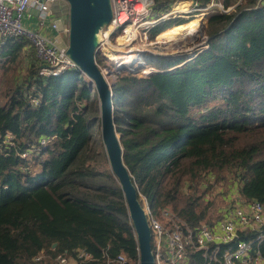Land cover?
<instances>
[{"label":"trees","instance_id":"trees-1","mask_svg":"<svg viewBox=\"0 0 264 264\" xmlns=\"http://www.w3.org/2000/svg\"><path fill=\"white\" fill-rule=\"evenodd\" d=\"M176 1L154 0L153 9L164 15ZM191 1L205 9L215 0ZM221 1L233 9L208 16L209 48L191 63L146 78L121 67L112 83L124 161L141 203L144 196L156 215L171 210L194 229L208 218L202 201L214 182L228 180L245 201L264 204V0ZM183 23L163 22L151 37ZM9 44L0 51V140L11 133L15 146L0 143V264H52L79 249L93 256L83 264H117L121 254L125 264H139L121 186L101 169L107 155L95 88L75 72L41 75L48 65L28 40ZM38 146L33 161L20 156ZM254 243L264 256V239ZM192 264H205L200 252Z\"/></svg>","mask_w":264,"mask_h":264},{"label":"built area","instance_id":"built-area-1","mask_svg":"<svg viewBox=\"0 0 264 264\" xmlns=\"http://www.w3.org/2000/svg\"><path fill=\"white\" fill-rule=\"evenodd\" d=\"M57 0H0V41L26 39L35 48L37 56L48 67L41 70L43 76H55L57 72L76 68V64L67 55V46L57 38H48L40 33L27 29L23 19L31 7L39 12L41 23L44 25L52 15L51 6ZM143 1L141 10L136 8L137 3ZM154 0H111L113 8L112 25L114 29L122 27L120 16L126 13L127 21L138 24V19L152 10ZM212 4L208 9L212 8ZM208 9H203L207 11ZM52 29L59 31L57 22L52 23ZM110 31L112 29H109ZM102 46V45H100ZM78 72H81L77 68ZM38 104V103H37ZM14 136L8 133L0 143L14 147ZM48 140L42 139L41 146ZM1 148V144H0ZM33 148V147H31ZM26 149L20 156L26 158ZM40 148V146H39ZM31 152V151H30ZM145 212L152 233V247L155 264H186L192 263L194 253L200 252L205 264H264V256L255 249L254 242L264 239V204L259 202L234 203L226 207L221 218L214 224L202 223L196 229L191 228L177 214L171 210H164L163 217L167 223L156 215L147 202ZM161 216V217H162ZM260 231V235L253 241L240 238V234L247 231ZM39 256L35 259L39 262ZM93 259V256L79 249L76 257L61 254L56 258V264H83ZM127 258L124 254L117 257L114 262L125 264Z\"/></svg>","mask_w":264,"mask_h":264},{"label":"rangeland","instance_id":"rangeland-1","mask_svg":"<svg viewBox=\"0 0 264 264\" xmlns=\"http://www.w3.org/2000/svg\"><path fill=\"white\" fill-rule=\"evenodd\" d=\"M59 1L61 0H58V2ZM188 2H191V0L190 1H185V0L176 1L172 5L168 13H165L163 15L162 13L155 11L153 9V6H154V1H153L152 10H150L147 15L140 17L138 19L137 25H134L133 21L124 22V24H122V27L118 29L113 28L110 31L109 27L112 25L111 23L108 27L104 29L103 33L101 34L102 39H101L100 45L102 46H100L98 50L97 57L102 58L101 59L102 60L101 69L107 75L111 87L117 75L120 74L119 69L121 67L129 66L131 70L138 75L139 78H146V77H149L151 74L157 72L158 69L162 68V66H164L166 70H173V68L177 66L182 67L185 64L191 63V61L196 58V55L198 53L204 50H207L209 48L208 37L205 34L206 29H207L208 16L217 11H225V13H229L230 11H232L233 7L228 10H225L222 4V1L215 0L212 3L214 5L212 8L208 9L212 4L209 5L207 8H205V9H208L207 11L203 9H197L195 6H192V8L188 6L189 11H187L186 6L189 4ZM173 10L175 12L181 11L182 13L181 14L178 13L177 15L175 14L171 15V12H173ZM178 18H181V20L184 21L182 25H179V24H177L178 26L174 25L176 27H173L170 30H168L169 28L159 30V32H156L151 37L150 33L157 25L163 22H166L169 20H175ZM199 19L201 20V25H198L199 27L198 26L196 27L197 31L194 32L195 34L194 33L186 34L185 37L182 36V37L175 38L176 40L172 39L173 41L172 40L170 41L172 43L167 42V44H170L171 46L165 44L166 46L163 45L162 49L156 48L157 46L156 43L158 41H161V39L164 37L165 34H167L168 31H169L168 33H172L173 31H176L186 26L187 24L194 22L195 20H199ZM131 26H133L132 30L134 32L131 34H134V36L131 40H128L127 37L129 36V30H130L129 27ZM174 28L176 30H174ZM165 30H168V31H165ZM163 31H165L163 34L156 37L157 33H160ZM193 36L197 39V41L196 40L194 42L192 41L194 40ZM123 40L124 42H126L125 45L124 44L121 45V42H123ZM68 41H69V33L66 32V36L64 38V42H65L64 46L68 47ZM175 42L176 44L177 43H180V44L178 48L173 49V47L176 45ZM4 45H7V46H4ZM10 45L11 44H3V47H4L3 49L10 47ZM132 56H136V57L133 59ZM164 58L167 59L168 65L166 62L164 63L163 61ZM181 61H182V64H178ZM67 72H75V73L81 74V76L85 77L87 81L90 83V85L93 87V84L90 81V79H88L84 73L78 72L77 67L62 70V71L57 72V75L55 76H47V77L58 78V77H62ZM27 73L28 72L26 70L21 72L22 76H25ZM39 102H40L39 99H34V98L32 99V103L35 105ZM114 109H115V106H114ZM95 135L99 136L98 131L95 132ZM96 136H95V144H98L99 139ZM55 138L56 136L53 137V139ZM41 145L42 144L40 142V146ZM101 149L99 150L101 151ZM41 151H42V148H39V146L33 147L28 151V156L25 159H30L29 161H33L34 156L37 157ZM31 165L33 167H36L33 162H31ZM38 169H41V168H38ZM101 169L103 170L111 169L108 158H107V161L103 160ZM214 179L211 178V181H214ZM231 186L232 185L231 183L228 182V180L214 182L213 189L210 191V193L208 195L203 196L204 199L207 201L206 203L202 201L203 205L209 206L208 218L204 222L214 224L218 219L221 218L224 209L231 204L242 203L244 205L245 200L241 196L238 195L237 188L235 186H232L231 188ZM142 199H143L142 200L143 207H145L146 205H148L147 204L148 201L144 196H142ZM162 215H163V212L159 213L157 216L162 220L163 223L166 224L167 219L163 217ZM52 264H56V261H54ZM186 264H192V263L188 262Z\"/></svg>","mask_w":264,"mask_h":264},{"label":"water","instance_id":"water-1","mask_svg":"<svg viewBox=\"0 0 264 264\" xmlns=\"http://www.w3.org/2000/svg\"><path fill=\"white\" fill-rule=\"evenodd\" d=\"M66 19L57 22L60 32L69 33L68 57L90 79L99 99L101 137L113 174L121 186L139 245V264H155L152 233L139 199L137 186L124 161L121 135L117 132L114 92L97 63L101 34L113 19L111 0H63ZM56 247V245H54Z\"/></svg>","mask_w":264,"mask_h":264},{"label":"crops","instance_id":"crops-1","mask_svg":"<svg viewBox=\"0 0 264 264\" xmlns=\"http://www.w3.org/2000/svg\"><path fill=\"white\" fill-rule=\"evenodd\" d=\"M192 2L193 1L188 2L189 4L187 6L192 5L193 4ZM65 4L66 3L63 0H61L59 2L57 0L55 3H53V5L51 6L52 15L49 18V20H47L45 22L44 25L41 23L38 10L35 7H31L23 19L24 26L27 29L34 31L36 33H40V34H42L48 38H57L64 45V43H65L64 38L66 36V32H60V31L53 30L52 29V23L58 22L59 20H65L66 19L65 14H64ZM194 6H196V4H194ZM178 13L181 14L182 12L181 11L175 12L173 10V12H171V15H173V14L177 15ZM9 42H10V40L4 41V42L0 41V51L4 48L3 44H9ZM4 46H7V45H4ZM0 59H1V57H0ZM20 68H19V71H20ZM23 71H25V70H22V72ZM4 75H5L4 69H3L1 61H0V77H1L0 83H1V81L4 80ZM238 195L242 197V195H240L239 193H238ZM71 258L74 259L75 257H71Z\"/></svg>","mask_w":264,"mask_h":264},{"label":"bare ground","instance_id":"bare-ground-1","mask_svg":"<svg viewBox=\"0 0 264 264\" xmlns=\"http://www.w3.org/2000/svg\"><path fill=\"white\" fill-rule=\"evenodd\" d=\"M183 5V4H182ZM144 7V2L143 1H141V2H139V3H137V5H136V8L138 9V10H141L142 8ZM186 8H187V11H189L188 10V6H186ZM184 11H186V10H184ZM120 20H121V22L122 23H124V22H126L127 21V15H126V13H122L121 14V16H120ZM198 25H201V20L199 19V20H195L194 22H191V23H189V24H187L186 26H184V27H182V28H180V29H178V30H176V31H173L172 33H167V34H165L164 35V37L161 39V41H158L157 43H156V48L157 49H162L163 48V45H165V44H167V42H170L172 39H175V38H178V37H182V36H184L185 37V35L186 34H191V33H194V32H196L197 31V29H196V27L198 26ZM199 27V26H198ZM114 28V26L113 25H111L110 27H109V29H113ZM130 28V30H129V36L127 37V39L128 40H131L132 38H133V36H134V34H131V33H134L133 32V26H131V27H129ZM195 34V33H194ZM199 36V35H198ZM102 37V36H101ZM100 37V39H102ZM129 37H130V39H129ZM195 37H196V35H195ZM194 36H193V39L194 40H192L193 42L196 40L197 41V39L195 38ZM200 37V36H199ZM134 40V39H133ZM176 40V39H175ZM173 41V40H172ZM191 41V42H192ZM177 42H179V41H177ZM125 43L126 42H124V40H123V42H121V45H125ZM170 43H172V42H170ZM175 44H176V42H175ZM178 44V45H177ZM174 47H173V49L174 48H178L179 47V44L180 43H177ZM167 45H170V44H167ZM173 45V44H172ZM166 46V45H165ZM171 46V45H170ZM168 47V46H167ZM169 49V48H168ZM164 51V50H163ZM133 57V59L136 57V56H132ZM131 57V58H132ZM130 61V60H129ZM125 62V61H124ZM123 63V62H122Z\"/></svg>","mask_w":264,"mask_h":264}]
</instances>
